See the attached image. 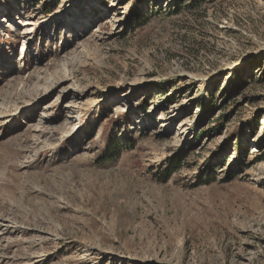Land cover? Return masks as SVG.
Returning <instances> with one entry per match:
<instances>
[{
  "label": "rangeland",
  "instance_id": "rangeland-1",
  "mask_svg": "<svg viewBox=\"0 0 264 264\" xmlns=\"http://www.w3.org/2000/svg\"><path fill=\"white\" fill-rule=\"evenodd\" d=\"M53 2L0 0V264H264V0Z\"/></svg>",
  "mask_w": 264,
  "mask_h": 264
},
{
  "label": "trees",
  "instance_id": "trees-1",
  "mask_svg": "<svg viewBox=\"0 0 264 264\" xmlns=\"http://www.w3.org/2000/svg\"><path fill=\"white\" fill-rule=\"evenodd\" d=\"M58 0H54L53 4H48L45 6V13L46 15H50L53 12L54 6ZM168 179V178H167Z\"/></svg>",
  "mask_w": 264,
  "mask_h": 264
}]
</instances>
